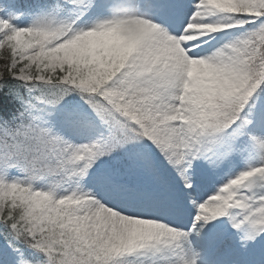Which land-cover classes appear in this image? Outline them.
Wrapping results in <instances>:
<instances>
[{
  "label": "snow or ice",
  "instance_id": "obj_1",
  "mask_svg": "<svg viewBox=\"0 0 264 264\" xmlns=\"http://www.w3.org/2000/svg\"><path fill=\"white\" fill-rule=\"evenodd\" d=\"M0 264H264V0H0Z\"/></svg>",
  "mask_w": 264,
  "mask_h": 264
}]
</instances>
